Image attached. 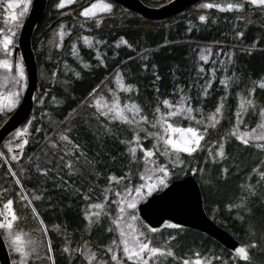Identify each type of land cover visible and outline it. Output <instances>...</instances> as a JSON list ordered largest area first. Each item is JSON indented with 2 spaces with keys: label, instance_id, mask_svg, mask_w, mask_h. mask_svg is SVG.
<instances>
[{
  "label": "trees",
  "instance_id": "1",
  "mask_svg": "<svg viewBox=\"0 0 264 264\" xmlns=\"http://www.w3.org/2000/svg\"><path fill=\"white\" fill-rule=\"evenodd\" d=\"M93 1L59 8V0H46L30 40L37 66L33 107L17 128L27 131L14 139L16 129L0 143V209L11 199L18 218L14 229L37 244L27 264H89L85 248L110 264L106 246L116 239L110 219L102 215L89 223L85 213L104 199L112 186L109 177L139 183V165L130 151L136 129L94 108L96 98L110 97L116 73L131 85L126 96L148 119L157 106L166 111L163 99L175 104L182 95L199 109L194 116L205 121L222 105L215 127L208 126L196 152L181 155L171 181L195 177L206 215L246 246L248 259L194 229L165 222L151 232L139 218L151 244L171 247L179 258H165L164 264H182L195 253L210 258V264H264V141L246 145L231 134L241 97L254 104L242 113L240 131L255 128L264 108V7L245 0H201L174 16L149 20L107 0L111 12L86 19L81 12ZM140 1L159 8L172 0ZM206 3L243 7L221 11L203 7ZM60 25L66 34L57 47ZM83 36L95 45H85ZM11 114L0 113V128ZM21 140L27 143L17 154L7 149ZM220 143L222 157L216 156ZM8 254L16 264V255Z\"/></svg>",
  "mask_w": 264,
  "mask_h": 264
},
{
  "label": "snow or ice",
  "instance_id": "2",
  "mask_svg": "<svg viewBox=\"0 0 264 264\" xmlns=\"http://www.w3.org/2000/svg\"><path fill=\"white\" fill-rule=\"evenodd\" d=\"M21 0H7L6 9L11 10L15 9ZM73 0H59L57 7H63L66 3L70 4ZM30 0H23V8L19 13L11 12L10 19L15 22L7 32H4L3 29H0V51L4 53L5 58L0 59V69H7L8 74L0 77L3 81L9 82L11 89L7 91V94L0 93V112H3L5 109L12 110L16 107L19 96L18 91L16 90L17 85H20V82L24 79L23 67L19 60L15 61V72L12 73L13 64L7 59V57L12 56V46L14 44L15 37V28L18 26L19 18L24 15L28 10ZM251 5L264 6V0H249ZM112 4L105 2V0H94L90 6L85 7L81 15L86 19H91L97 15V13H108L112 10ZM205 8L216 7L217 9L223 11L225 10L220 4H205ZM243 7V3L232 4L229 3L226 5L227 10L231 11L233 9L240 10ZM7 18V17H6ZM199 20L204 21L205 16L201 15ZM100 21L97 19L96 24L99 25ZM85 42H88V37H85ZM59 47V45H57ZM120 74L116 73V77L119 78ZM159 77H157L158 79ZM220 83L227 87V81L221 80ZM129 85L124 90L127 91L130 88ZM261 88H264V83L260 84ZM95 91V89L93 90ZM207 92V88L203 90ZM251 95V90H250ZM188 97L181 96L175 104L169 102L168 99H163V105L168 109L165 112H161L159 106L154 109V118L152 121L148 120V117L140 114L141 109L135 102L131 103V106L124 104L123 107L119 104L118 100L114 97L111 103V106L107 104L104 107L106 111H100V105L97 104V111L100 116H104L108 120H119L123 123L129 125H136L138 131H145L147 136L153 137V146L152 148L145 149L141 148L143 152V157L141 159L144 163V168L140 173V180L143 181L142 184H137L134 188L131 186H125L123 192L116 193V199L112 203L117 204L116 212L117 215L113 219V224L116 225L115 231L119 234V241L113 240L111 245L106 246L107 251L111 254L110 259L113 264H164L165 258L171 257L173 259H179L175 256L174 251L171 247L166 246H153L151 244V237H149L144 231H142L137 224L135 223L138 218L135 215V208L137 202L148 196H151L153 192L159 190L160 188L168 187V177L170 176L169 168L165 163H157V160L154 158V153H159L160 156L164 157V160L168 163H171L173 167L177 164H182L183 160L180 158L181 153L188 154L191 156L192 153L196 152L201 147V140L204 139V133L207 131L208 125H205L204 129L201 130L199 127H181L176 122H170L172 117H183L188 120H196L197 124L201 123V119H197L192 115L194 111H199V109H194L191 104L186 103ZM254 101L251 98L245 99L244 97L240 98V104L236 113V124L233 125L232 135L235 136V139L244 143L249 144L250 140H264V108L260 109L261 123L257 127L261 129L257 133L256 128L245 131L239 130V123L242 118V113L246 112L249 106H252ZM132 112V116L129 117L125 115V110ZM222 105H218L215 108V112L209 115L208 120L211 122V126L215 127V123L219 120V114L221 113ZM137 116L139 117L137 119ZM153 129H159L155 132H147L143 128V124H149ZM27 131L26 127L21 130L17 129L15 135L21 137ZM61 139L67 140V137H62ZM223 139V138H221ZM133 141H138L139 137L136 135V132H133L132 136ZM27 143L25 140H21L17 143V148H23L24 144ZM256 147H261V145L256 144ZM78 149V145H74ZM140 147L137 143L136 146L130 148L133 159H136L135 153L136 148ZM224 144L220 143L219 149L216 152V156L224 155ZM11 151V149H9ZM13 159L16 157L13 156ZM63 159V157H61ZM70 167V165H66ZM195 171V170H193ZM255 171V169H254ZM261 177L264 178V172L260 173ZM114 177H109V182ZM119 180L125 179V177L118 178ZM131 182H129L130 185ZM251 187V186H249ZM104 200H108V196H104ZM12 200L9 199L4 208L6 209L5 213H0V216H3V219H0V230L3 231L5 239L10 242V248L13 253L19 254V264H27L28 258L31 253H35V247H30L34 244V241H25L22 239L20 232H14V221L18 218L14 214L11 207ZM126 205V208H125ZM90 207H95L96 209H103L104 205L97 203L95 205H90ZM126 209L133 210L132 212H126ZM86 214V219H87ZM91 215H95L97 219L101 215V212H96ZM9 217H11L9 219ZM42 223V222H41ZM91 223V221L89 222ZM170 227H178V225H169ZM149 231L155 232L156 229H150ZM171 239V237H169ZM253 246L254 243H253ZM119 249L122 251V256H118L117 252L114 250ZM48 251H51L49 246ZM65 251H68L65 248ZM79 251V249H77ZM234 254L238 256L241 260L248 259V253L246 251V246H238L234 249ZM95 258V253L87 254V260L91 262ZM217 259H219L217 257ZM96 264H108L107 261L100 259ZM182 264H210V258L201 257L199 253L194 254V258L189 259L185 258L182 261Z\"/></svg>",
  "mask_w": 264,
  "mask_h": 264
},
{
  "label": "water",
  "instance_id": "3",
  "mask_svg": "<svg viewBox=\"0 0 264 264\" xmlns=\"http://www.w3.org/2000/svg\"><path fill=\"white\" fill-rule=\"evenodd\" d=\"M149 20H161L174 16L201 0H172L168 4L152 8L140 0H112ZM46 0H32L29 13L21 27L18 46L26 70V89L18 107L0 128V143L15 131L30 115L33 94L37 87V66L31 49V34L41 20ZM138 217L151 229L161 227L165 222L194 229L216 240L230 251L239 246L226 230L219 227L205 213L199 185L192 174L172 180L167 188L148 196L137 206ZM0 264H11L9 254L0 233Z\"/></svg>",
  "mask_w": 264,
  "mask_h": 264
},
{
  "label": "rangeland",
  "instance_id": "4",
  "mask_svg": "<svg viewBox=\"0 0 264 264\" xmlns=\"http://www.w3.org/2000/svg\"><path fill=\"white\" fill-rule=\"evenodd\" d=\"M74 1L75 0H73V2ZM245 1H248L249 2V0H245ZM105 2H108V1L105 0ZM31 3H32V0H30L29 6H28V10L24 13V15L22 17L19 18L18 26L15 28L14 44L12 46V56L11 57H7V59H9V61L13 64V68H12V73L11 74L14 75V72H15V61L16 60H19L20 63H21V65H22V67H23L24 79L20 82V85H17V87H16V90L18 91L19 100H18V103H17V105H16V107L14 109H12L10 111L7 110V109H5L3 112H0V113H12L18 107L19 103L21 102V99H22V97L24 95V92H25V89H26L27 78H26L25 64H24V61H23V58H22L21 53L19 51L18 52H15V49L18 46V38H19L20 30H21V27H22V25H23V23H24L27 15H28V13H29ZM108 3H110V2H108ZM70 4H67L66 3L63 7H66V6L70 5ZM90 4L88 6H90ZM206 4H208V3H206ZM227 4H229V3H225L224 5L220 4V5L222 7H224L225 9H227L226 8V5ZM6 5H7V0H0V29H3L4 32H7V30L9 29V27H11L15 23V22L11 21L9 14L11 12L19 13L22 10V8H23V0H21V2L17 5V7L15 9L8 10V9H6ZM213 5H215V4H213ZM256 6H259V5H256ZM63 7H59V8H63ZM101 14H105V13H97L96 16L101 15ZM65 34L66 33H65L64 29H63V25H60L59 28H58V31H57V40H58V45L59 46H60V42L62 41V39H63V37H64ZM84 38H85V36H83L81 39H82V41H83V43L85 45H87L89 47H93V45H95V43L92 41L91 38H88V42H85V39ZM4 58H5L4 53L2 51H0V59H4ZM6 74H8V70L7 69H0V77H3ZM125 88H127V86L124 85V83L122 82L120 76H119V78L115 77V79H114V89L110 92V97L109 98H104V97H98V98H96L94 100V108H95V110L97 111V104H99L100 105V111H106L107 109L104 107V105L107 104L108 106H111V103H112V100H113L114 97L118 100L119 104L122 107H123L124 104H128L129 106H131V103L134 102V101L130 100L126 96V95L129 94L130 89L128 88V90L125 91L124 90ZM9 90H12L10 83L9 82H6V81H3L2 79H0V93H3V94L6 95L7 94V91H9ZM135 104L137 105L136 102H135ZM167 110L168 109L166 108V111ZM125 115H128L129 117H131L132 116V112L126 109L125 110ZM192 115L194 116L193 113H192ZM138 118L139 117L137 116V119ZM197 119H199V118H197ZM148 120L149 121H152L153 119H148ZM110 121H117V122L123 123V122H121L119 120H110ZM170 122H176L181 127H188V126L199 127L201 130L204 129L205 125H208V126L211 125V122H209V120H206L205 121V120L202 119L201 120V123L200 124H197L196 123V120H188V119H185L183 117H172L170 119ZM260 123H261V117H260L259 124ZM131 126H133V128L136 129V125L135 124H133ZM142 126H143L144 129L147 130V132H155V131H158L159 130L158 128L157 129H153L151 127L150 123L149 124H143ZM257 126L255 128H256L257 133H259L261 131V129L259 127H257ZM136 131H137V136L139 137V140L138 141H134L132 143V147L133 146H136L137 143L140 145V147H137L136 148V153H135L136 159L135 160H136V162L139 165V167H138V170L139 171H138V174H137V178L139 180V183H137V184H142L143 181L140 180V173H141V170L144 168V163H143V160L141 159V157H143V152L141 151V148H145V149L152 148V146H153V137L147 136L145 131H138L137 129H136ZM15 133H14L13 138L14 139L15 138H20V137H17L15 135ZM143 140L144 141L149 140V141L147 142L146 145H144V144H142V141ZM250 141H252V142H261V141H264V140H250ZM6 146H7V149L8 150L11 149L12 153H14V154H17L18 153V151H17L18 148L16 147V144H13L12 145L11 143H8V144H6ZM182 154H185V153H181L180 154V157H181ZM154 158L157 160V163H165V165L169 168L170 176L168 177V180H167V183H168L169 181H171V178L174 177L173 176L174 175V172H175L174 170L177 167H180L181 164H177L175 167H173V165L171 163L166 162L164 160V157L160 156L159 153H154ZM111 183H112V186H109L107 188V190L105 191V195L108 196V200H104L103 199L101 202H97V203H101V204L104 205L103 209H96L95 207H90V205H89L88 208H87V211L85 213V217H86V214H88L86 220L88 222H90V221L92 222L97 217L95 215H91V214L96 213V212H101V215L100 216L107 215L109 217V219H110V222H111L114 230H115L116 229V225L113 224L112 221H113V219L117 215V212H116L117 204L112 203V201L116 199V193L118 191L119 192H123L124 187L125 186H130V185H125L124 179L123 180H119L118 178L117 179H113L111 181ZM137 184H135L134 186H131V187L134 188ZM160 189H163V188H160ZM146 198H142V199H140L137 202V205H136V208H135L134 212H135V215L138 218V220L135 223L137 224V226L142 231H144L147 234V230L141 224V222L139 220V217H138V214H137V206H138V204H140L141 202H143ZM97 203H93L91 205H95ZM125 208H126V205H125ZM132 211L133 210H131V209H126V212H132ZM5 212H6V209L4 207L0 209V213H5ZM10 218L11 217H9V219ZM0 219H3V216H0ZM13 231L14 232H20L21 235H22V239L23 240H25V241H33V239L29 235H27L26 233H23L21 231H18V230L14 229V228H13ZM115 232H116V239L115 240L118 242L119 241V234H118L117 231H115ZM2 233H3V231H2ZM3 236H4V234H3ZM3 238H4V241H5V245H6L7 251H9V253H12V254L16 255V264H19V254L13 253L11 251V248H10V242L7 239H5V237H3ZM30 247H35V249H37V244L34 242V244L30 245ZM114 250L117 252V255L118 256H122V251L121 250L116 249L115 247H114ZM89 253H92L89 249L85 248L83 250V254L86 257V260H87V254H89ZM31 254H30V256H31ZM110 256H111V254H110ZM96 262H97V260L95 258L91 262L88 261L89 264H96ZM109 263L110 264H113V262L111 260H110Z\"/></svg>",
  "mask_w": 264,
  "mask_h": 264
}]
</instances>
